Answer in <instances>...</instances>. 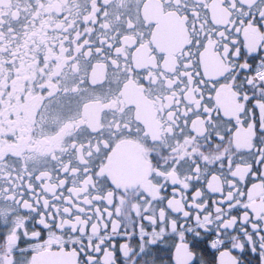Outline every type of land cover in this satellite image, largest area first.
Instances as JSON below:
<instances>
[{
    "label": "snow or ice",
    "instance_id": "6c2138e0",
    "mask_svg": "<svg viewBox=\"0 0 264 264\" xmlns=\"http://www.w3.org/2000/svg\"><path fill=\"white\" fill-rule=\"evenodd\" d=\"M0 264H264V0H0Z\"/></svg>",
    "mask_w": 264,
    "mask_h": 264
}]
</instances>
